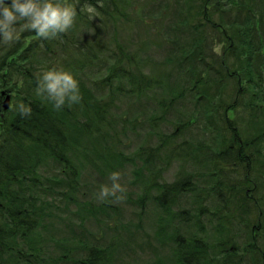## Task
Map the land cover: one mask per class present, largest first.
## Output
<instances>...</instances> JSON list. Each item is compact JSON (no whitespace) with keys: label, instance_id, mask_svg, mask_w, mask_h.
Segmentation results:
<instances>
[{"label":"trees","instance_id":"1","mask_svg":"<svg viewBox=\"0 0 264 264\" xmlns=\"http://www.w3.org/2000/svg\"><path fill=\"white\" fill-rule=\"evenodd\" d=\"M138 1L68 0L77 14L66 32L43 39L27 27L0 54V264L122 260L132 238L119 237L117 223L107 242L101 241L104 235H84L83 211L99 221L101 208L79 201L78 168L85 163L102 176L119 172L127 164L114 144L130 125L141 149L127 160L134 167L136 160L152 165L136 205L144 212L150 199L154 212L181 220L168 228L158 218L145 243L155 240V251H172L159 253L156 261L149 257L146 264H239L235 255L246 252L255 264H264V0H151L150 27L156 31L146 28L150 20L141 18L144 10L141 21H135ZM86 3L95 13L81 11ZM216 40L223 44L221 52L213 51ZM162 51L175 73H168L165 62L149 63L143 57ZM53 68L73 74L80 103L66 101L57 110L37 94V78ZM6 94L11 95L8 109L3 108ZM20 102L32 109L30 117L19 114ZM143 116L145 123L139 120ZM191 126L210 134L215 144L204 145V136L197 140L202 154L195 172L209 174L213 181L209 192L215 204L208 213L210 220L218 218L212 231L219 236L210 247L221 260L204 238L182 230L191 216L188 203L187 212L179 203L197 197L194 178L184 170L169 179L158 168L171 161L172 152L164 151L167 144L176 145L178 152L190 144L195 148L187 139L170 141ZM113 131L119 134L114 137ZM72 206H78L72 214L81 228H71V216L65 222L63 214ZM241 217L249 238L229 242L233 222ZM57 221L66 228H58ZM77 230L82 234L73 235Z\"/></svg>","mask_w":264,"mask_h":264},{"label":"rangeland","instance_id":"2","mask_svg":"<svg viewBox=\"0 0 264 264\" xmlns=\"http://www.w3.org/2000/svg\"><path fill=\"white\" fill-rule=\"evenodd\" d=\"M151 0H139L137 5V11H133L132 15L136 22L141 21V18L143 20L147 19L149 21V25L146 28H149L152 31H156V28H151L150 23L151 19H154V16H150V13L154 11V9L148 10V3ZM122 8H125L122 7ZM141 10H144L146 12L145 16H141L142 13ZM156 20V19H155ZM26 21H19L15 25L16 32L14 33V39L17 38L19 35V32L21 30L26 29ZM162 24L166 25L162 19ZM145 28V29H146ZM138 29H134V31H137ZM3 38V37H2ZM13 39V40H14ZM5 42L2 40L0 43V54L5 49L7 45H9L11 42ZM28 38L26 39V41ZM3 42L5 43L4 45ZM223 48V44L216 40L213 44V51L221 52ZM137 47H132V52L136 50ZM154 49V48H153ZM141 54V53H140ZM139 54V55H140ZM141 56V55H140ZM149 57L150 62L154 60L156 62H165V58L167 57V53L165 51H162L160 53L152 52L150 55L149 53H143V57ZM166 63L167 71L175 73L176 69L174 68V65L171 63ZM161 65V64H160ZM146 68L149 70V65H146ZM158 74H160L159 69L157 71ZM127 103L126 101L122 102V106L126 107ZM127 108V107H126ZM142 123L146 122V119H144V116L139 119ZM137 121V120H136ZM206 123H203L202 125H205ZM128 125V124H127ZM198 125V126H202ZM129 126V125H128ZM131 125L126 127L127 130H124L119 137L116 138L114 146H119V152H124L123 155H120L121 158L126 159L125 162L127 165L122 164L119 166V173L121 174L120 183L121 185L126 189V191L122 194L125 198L123 200H117L114 197L109 196L105 200L101 201L97 198V193L100 191L102 185H108L111 186V180L109 179L110 175L102 176L97 171L92 170L91 165H79L78 170H80L79 175V195L78 199L80 202H86V201H92L96 207L101 208V213L97 216L100 220L98 221L94 216L88 217V214L86 211H83V215L86 218L85 222H82L83 225L86 226L87 231L84 232V235L86 237H97L100 239L102 235V242H107L109 239H111L110 233L113 232V228L116 226L114 225L117 223L119 228L117 229L119 232V237L125 238L128 234H131V240H130V247L126 246V251L124 254L121 255L122 260L118 262V264H146L148 261V258L152 261H156V258H158L160 254L165 252L164 254L168 255L171 253V248L167 247H161L159 250L157 249L155 251V247L157 248V243L155 240H153L152 243H145V239L147 234L153 235L154 230L157 226V221L159 217H162V223L168 224V228L172 227L176 224V222L180 223L181 220L179 218H175L171 215V218L168 217L165 214H160L158 212H154L155 210L153 208H156V205L152 200L148 199L144 207V212H141L140 207L136 205V202L141 198L143 189L145 190L147 179L149 176H151V172H148V169L152 168L151 166H147L144 161L142 160H136V165H130V162L127 160L131 157V155L137 153L141 149V140L139 138V135L137 132L133 131V128ZM187 132L183 133L181 136L177 135V138H172L170 141H173L174 139L180 141H185L186 139L189 140L191 143L194 141V147L192 148L191 144L190 147H183L181 151H176L177 146L173 144H167V148L164 151H171L169 159L171 160L168 164L166 162H161L158 165V168H161V173L165 177H169V179H175L179 175H181L182 171H187L191 174L192 178H194V185H195V193L197 197L191 196V197H183L182 200L179 203L180 209L186 211L185 205L186 202L188 203L187 207L189 210L188 215L190 214V219L188 221H184L185 224H183L182 230L188 234L191 232L197 235V237L204 238L208 244V248L213 251L215 255L219 257V260L222 259V255H220L218 252L214 251L210 246L213 239H215L217 236H219L218 232L212 231V228L214 224L217 222L218 218H213L210 216L209 213L214 208V195L211 194L212 192H209V189L212 185V182L210 180V175H197V172L199 169V163L197 160V157L201 156L202 152L199 151L197 148V143L201 136H204L203 144L207 146H214L213 140L211 138L210 134H204V131L201 130L197 126H191ZM119 134L117 131H113L112 135L116 137V135ZM197 141V142H196ZM156 139L153 140L151 143L153 146H155ZM177 143V142H176ZM185 144V142H184ZM200 144V143H199ZM201 148V147H200ZM194 154V155H193ZM193 155V156H192ZM205 153L203 152V156ZM192 157V158H191ZM83 158V157H81ZM192 159V160H191ZM193 162V163H192ZM91 166V167H90ZM122 168V170H121ZM134 170L137 172L139 170V180L137 179V176L134 174ZM113 173V172H111ZM110 173V174H111ZM138 173V172H137ZM104 178V179H103ZM162 178V177H161ZM159 177L158 180H161ZM134 182V183H132ZM155 188L151 189V192H154ZM194 195V193H192ZM200 197V200L198 198ZM147 199V198H146ZM89 203H86L87 206ZM174 206L172 208L174 209ZM158 207V206H157ZM204 207H206V210H204ZM71 211L66 210L65 214L68 212L69 214L64 215L65 222H68V216H71L73 219V224H71V228H81V222L79 221L78 216L76 214H72L73 212L78 210V206H72L70 207ZM187 212V211H186ZM203 212H207V214H203ZM212 213V212H211ZM255 214V213H254ZM244 217H241V219L234 220L232 225V232L233 236L229 239V242L237 243L238 240L240 242L245 240L248 236V230L245 227V221L243 220ZM247 219L252 220L254 218V215L252 216H246ZM160 222V221H158ZM123 225H122V224ZM58 228L65 229L64 221H57L56 223ZM252 225H256V223H253ZM112 227V229H111ZM189 228V229H188ZM127 229H130V231H127ZM171 231V229L169 230ZM60 232V231H59ZM82 230H77L73 235H81ZM61 233V232H60ZM239 233V234H237ZM83 236V237H85ZM222 236V235H220ZM117 239V238H116ZM115 239V241H116ZM150 240V239H148ZM262 241V240H261ZM264 243V241H263ZM235 245V244H234ZM118 246H120V241L118 243ZM242 247L244 245H241ZM245 255V257H244ZM241 254H236L235 258L237 259V263L239 264H255L253 259V255L249 254V252H246ZM209 258L212 256V254L208 255ZM106 264H113V258L112 261H108Z\"/></svg>","mask_w":264,"mask_h":264},{"label":"clouds","instance_id":"3","mask_svg":"<svg viewBox=\"0 0 264 264\" xmlns=\"http://www.w3.org/2000/svg\"><path fill=\"white\" fill-rule=\"evenodd\" d=\"M81 11L92 14L96 9L86 3ZM76 14L75 7L68 0H11L10 3L0 0V35L5 42L12 41L16 32L15 25L19 21H26V27L34 30L43 39H48L71 28ZM37 79V94L46 96L57 110L66 101L69 104L80 103L79 83L72 73L62 68H53ZM17 109L22 117L32 115V109L23 102L18 104ZM120 178L119 172L111 173V186L102 185L97 198L103 201L111 196L123 200L125 197L122 194L126 189L119 182Z\"/></svg>","mask_w":264,"mask_h":264},{"label":"water","instance_id":"4","mask_svg":"<svg viewBox=\"0 0 264 264\" xmlns=\"http://www.w3.org/2000/svg\"><path fill=\"white\" fill-rule=\"evenodd\" d=\"M6 2L10 3L11 0H6ZM2 41V35H0V42ZM10 105V95H7L3 101V108L8 109Z\"/></svg>","mask_w":264,"mask_h":264}]
</instances>
